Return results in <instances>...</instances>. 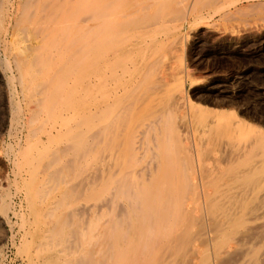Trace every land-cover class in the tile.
Listing matches in <instances>:
<instances>
[{"label": "rangeland", "instance_id": "374dc122", "mask_svg": "<svg viewBox=\"0 0 264 264\" xmlns=\"http://www.w3.org/2000/svg\"><path fill=\"white\" fill-rule=\"evenodd\" d=\"M0 1H2L0 2V264H264V0H114L116 4H112L113 6H110L111 3L109 4L110 1L108 2V0H102L103 2L100 0L94 1L103 3L97 5L98 8L100 7L99 10L97 7H95L97 8L96 10L94 9L96 4L90 6L92 4L90 3L91 0L88 2L89 4H85L86 0ZM106 1L109 6L105 8L107 10L110 9L106 10L107 12L110 11V15L107 13V17L102 16L105 12L104 3ZM42 7H70L69 12L73 11L71 7L77 8V10L79 7H83V12L86 11L84 15L87 17L84 15V17L81 16L83 19L80 17L81 21H83L81 26L74 23L77 28L72 21L78 17L70 18L71 26H74L75 32L80 34L78 36L81 37L82 31H84L82 28H85V32H87L85 35L89 34L88 37H86L87 35L84 37L83 33L82 38L79 39L73 33L74 27L71 30L69 27L66 29L68 37L64 35V31H62V34L60 32L62 38H65H63L64 42L71 44L69 46L70 52L76 57L83 51L82 47V49L79 48L80 52L76 48L85 41L87 42V47H90L91 43L96 41L98 42L97 45L99 42L103 41L101 45L106 42L107 48L110 46L114 48L118 44L116 46L118 48L115 47L113 49H118L116 51L119 52L114 51L117 55L112 51L108 52V49L111 48L106 49L108 56H120V58L119 56L117 58L114 56L116 59L111 56H107V59L104 57L106 54L101 51L103 49L105 51V45L102 46L104 48L100 53L98 52L100 46L97 47V45L94 46L92 44V49L97 50L94 53L96 52L97 56L101 57L102 60L104 57L103 62L99 58V63H95L96 65L91 64L96 61L91 59L95 57L94 53L92 51L89 52V48L88 50L86 49L90 56L93 53L90 62L93 61L88 63L87 59L90 56L85 53L88 56L86 57L84 50V64L96 67V71H92L89 76L90 72L86 69L89 68L91 71L94 67L91 66V69L90 66H84L85 69H83L84 73L82 74L88 73L87 77L84 76L86 82L94 79L96 83V85L94 81L93 83L92 81L86 83L84 91L87 92L86 89H90L88 87L93 86L91 88L93 91L90 89V92L94 93V95L92 96L90 92H85V98H83L85 100L89 99L86 102L84 99H80L77 93H72L75 97V104L70 102L73 96H70L71 99L69 98L68 100L74 106L77 105L75 106L77 109L82 102H86L85 107H88L87 110L85 108L84 115V123L86 125L88 123V132H84L86 134H84L83 141L88 139L90 141V137L86 136H91L92 134L93 138L91 140L92 144L90 142V144H87L88 141L85 142L89 148L83 143V147L86 146L88 150L87 148L85 150L83 147L80 148L85 152H77L75 136L72 139L75 143H70L72 146L75 145L76 153L73 151L74 147L73 149L70 147L71 144L69 145V142V146H63L60 143L62 141V144H64L63 142L67 140H63L65 137L61 139V134L66 135V130L57 134L58 128L56 127L59 125L61 117H57L55 120L54 116L56 117L58 114V109L59 114L62 113L60 110L63 108L64 101L62 100L64 99H59L56 96H59L57 88H55L56 95L54 96L55 91H53L50 96H52L51 98L54 96V98L59 99H56L58 102L61 100L63 105H58V102L55 104L56 100L49 99V97H46L47 93L43 92L46 88L48 91H45L50 94V89L56 87L55 83H53L55 80L48 83L49 85L53 83L54 86L48 87L49 85H46L47 82H42L43 84L41 83V85L40 82L42 80L40 78L37 79L35 74L33 81L30 79L34 77L30 78V74H25L28 70L26 67L29 66L30 71L28 72L32 73L33 76L35 67L31 64H34L37 59H42L40 57L44 58L43 53L42 56L35 51L33 53V50H30L33 47L30 46L29 50L28 46H26L27 49L22 48L24 51L25 49L27 52L29 51L28 53L22 51L23 54L25 53V58L26 54L30 56V59L33 58L32 53L34 54L33 56L37 55V59H33L35 60L33 63L29 61L28 57V60L24 58V63L27 62L25 65H29H24L23 67L20 64L23 55L20 54V51H15L17 47L27 45H23L25 41L22 39L30 40V44L32 40V43H34L37 36L42 34L39 33L42 31H39L40 28L37 30L34 28L40 23L42 25V22L38 20L39 23L34 24V22H37V17H40L39 13H37L38 8L40 13H43L42 11L44 10L43 14L45 16L41 14V17L49 16L47 10ZM111 7L116 9H111ZM35 9L37 14L34 13ZM102 9L104 10L101 11ZM81 10L79 9L78 12L83 13L80 12ZM31 12L33 13L31 14ZM112 12L114 15H112ZM34 14L35 18H33ZM88 16L90 18L99 17L96 18L97 20L92 18L89 22L90 24L88 25H91V30H86L88 26L84 25L87 23ZM49 17L53 20L51 15ZM47 18H43V21L49 22L50 19ZM93 19L96 21L94 22L95 24L91 23ZM101 19L102 21H100ZM98 20L99 22H97ZM106 20L111 21V23L108 24ZM101 22H106L109 26L107 27L105 23L104 25L106 26H100ZM113 22L115 23L113 24ZM96 23L99 24L97 29L95 28ZM94 28L99 32L97 36V31ZM102 29L105 31L103 32ZM10 30L13 34L16 33L15 37L11 35ZM78 31L81 32L79 33ZM89 32L94 36H91ZM70 35L73 38L74 35L75 37L77 36L78 41L76 40L77 37L75 40L70 39ZM59 37L60 35L58 36L57 44L62 47L64 42ZM92 37L95 38L92 40ZM69 39L73 42V47ZM87 39L90 41V45ZM19 41L21 42L18 43ZM85 43L81 46L87 48ZM18 50L21 49L19 48ZM61 52L59 51V53ZM64 53H61L60 56L62 57ZM65 54L63 55L64 57ZM19 55L22 56L19 57ZM60 56L58 55L59 58ZM64 57L60 58V61L58 58L59 64ZM19 58H21L20 61L18 60ZM56 59L57 57L54 60L57 61ZM105 59V63L108 64L104 63ZM102 63L105 66H102V70L104 72L106 70V76L111 81L105 77V73L101 69H99L100 71L98 70ZM9 64L10 66H8ZM98 64L100 65L98 66ZM35 65L37 66V63ZM31 67L32 69L34 68L33 71ZM117 67L120 68L118 69ZM125 67L130 69L131 72L129 74H126L129 71L128 69V71L122 72ZM23 69L25 72H22ZM119 72L121 73L118 74ZM19 73L25 74V76H22L27 79L29 85L31 84L30 81L36 85L38 84L37 88L41 87L43 91L41 88L40 90L43 93L39 94L40 90H37L36 85L25 86L26 83L24 82L25 84H23L22 80L24 79ZM107 73L112 76L110 77ZM122 73H125L124 76L121 75ZM92 74L99 75L101 79L102 77L106 78L102 80L106 84H101V79L96 78V75L93 77ZM27 75H30V79L26 77ZM115 75H117V78ZM119 75L122 77L120 78ZM125 75L127 76L125 77ZM113 77L115 82L113 81L112 83ZM126 78L128 84L126 82L122 84V79L125 80ZM108 83L110 87L114 86L113 88L111 87L113 90L107 85ZM115 83L117 86H115ZM123 85L127 86L124 87ZM24 86L26 90H24ZM100 86L105 88V90L101 89ZM118 86L121 87L119 88ZM34 87L35 89L32 90ZM27 89H31L35 94L38 93L36 94L37 96L34 93L31 94L29 90V96L32 97L30 98L27 95L29 94ZM110 92L112 95L109 94ZM118 92L117 99L116 94ZM122 93H127L128 95L123 94L121 96L120 94ZM43 94L45 97L43 99L45 100L44 102L38 97L43 96ZM86 94L91 95L97 102H95L96 100L92 101V97H87ZM121 97L123 100H121ZM46 98L48 101L52 100L51 102H54L55 106H59L57 109L53 105L51 110L49 106L45 105L49 113L54 111L57 113L56 115L52 113L50 117L52 118L51 121L55 120V122L52 121L54 123L49 121L47 110L45 112L41 107L44 110L41 109L42 112L38 108L40 107L38 106L40 100L43 103L42 106L45 107ZM32 99H39V102ZM98 100H101L100 104ZM68 101L66 100L65 105H67ZM103 101L107 102L104 107ZM116 101L121 104L118 105V103H115ZM93 102L96 104L91 106L90 104ZM97 103L100 106L102 105V109L99 105L96 106L99 109L96 107H94L96 110L92 108ZM110 103L112 104L111 108L114 104L117 105L116 108L113 107L115 108L114 111L110 109L112 114L110 111H106ZM72 104H68V109L74 107ZM121 105H124V111L121 109L123 108ZM129 106H132V109ZM75 107L72 109L77 110ZM65 109L67 108L64 106ZM116 109L118 111L121 109L120 111L124 113L122 114L120 111L119 113L128 117V119L126 118L125 121V118L121 115L122 117L118 116L120 118L117 120L115 117L119 113L115 115L118 112ZM87 111H90V114L92 111L95 119L91 120L93 116H90V114V118L87 117ZM44 112L45 115L46 113L48 114V117L46 115L47 120L43 117ZM99 112L103 114L110 113L108 117H105L107 114L104 116L101 113L102 117L106 118L102 120ZM114 115L115 117H113ZM33 117L34 120L32 119ZM109 117H112L113 121L116 119L114 127L112 126L113 129L117 128L116 130H113L110 126L113 124L111 123L112 121L107 123L114 132L111 129L110 132L106 124L102 125ZM98 119L101 120L97 121ZM85 120L87 121L85 122ZM119 120L125 121V125L122 126L121 124L124 123L123 121L121 123L118 122ZM91 121L94 122V126ZM96 122L98 123L96 124ZM116 123H118L117 126ZM52 124L56 126L54 127ZM74 124L76 125L75 122L72 125L74 126ZM119 124L120 127H123L122 129L119 128ZM51 125L54 129H49V133L50 131L52 132L49 134L48 128ZM126 125H129V127ZM76 126H74L75 129L77 128ZM91 126L95 128H91ZM139 126L143 127L140 128ZM101 128L106 129V131L108 129L109 132L107 131L106 134V131H102L103 129ZM70 130L76 133V130L71 128ZM94 130L99 137H101L102 132H105V134L102 133L101 138L103 140L97 136ZM120 131L121 133L123 132L124 136H121V133L118 134ZM128 132L130 135L132 134L131 138ZM109 133L111 134L109 135ZM136 133L138 136L135 135ZM48 134L50 135L49 140ZM70 134H67L66 138H70L69 140L71 141ZM95 134L100 142L95 139ZM51 135H54L52 139ZM114 135L120 136L114 137ZM109 136L111 137L107 138ZM134 136H136L135 139H138H134V142L139 141L140 146L136 145L138 142H135V144L131 143ZM55 137L59 139L58 146H55L57 142L54 139ZM36 139L41 141L35 144L37 142ZM165 139L169 141H167L169 145L167 142L165 144ZM33 140L35 141L33 142ZM93 140H96L97 144H93ZM110 140L113 144H111ZM124 140L126 141L125 145L122 142ZM40 142L41 144L45 143L41 145L39 144ZM103 142L106 144H104L105 147L101 146ZM27 143H30L32 148L34 147L32 152L31 145ZM90 145H93L95 149L93 148L91 151L93 146L90 147ZM127 145L133 150L136 149V151L132 150L131 152ZM164 145L166 146L165 150L171 151L170 155L165 150L163 151ZM167 145L171 150H168ZM62 146L63 150L61 149ZM137 146L140 149H137ZM25 148L26 150L27 148L31 149L25 152ZM68 148L70 151H68ZM88 151L91 152L87 154L86 152ZM172 153L175 154L173 155ZM111 154L112 157L115 155L116 159L113 158V161L117 162V165H119L118 162L123 163L122 166L120 165L122 168L120 166L116 168V165H112ZM82 155L86 158L80 159L83 157ZM165 155H169L167 156L168 159ZM87 158L89 161L86 160ZM170 160L172 162L173 160L176 161L173 163L175 167L173 164L167 165ZM78 161L80 163L84 162L83 165L82 163L80 165ZM171 161L170 163H172ZM72 162L75 165L77 164L75 168ZM165 166L166 168L170 166L173 168L166 169ZM71 167L73 170H71ZM130 167L134 171L130 170ZM125 168H127L128 172H126ZM163 168L165 169L163 170ZM119 169L122 171L125 169L126 171L121 172ZM76 171L79 172L77 173ZM163 171L169 172L165 174ZM55 173L58 174L53 175ZM111 173H113V178ZM126 173H130L127 178L125 177L127 176ZM104 175H111V177L107 176V180L110 177L111 180H109L110 182L113 180V184H120L121 182L119 181L123 180L122 183H125L133 190L135 189V191L138 190L136 191L138 193L131 191V189H127L130 192L125 193L123 189L127 187L125 188L121 183L120 187L122 189H120L124 191V198H121L123 197L122 192L119 195L122 196H117L118 199L114 200L113 198H117L113 195L114 190L111 188L114 185H110L112 182H107ZM120 175H122V178ZM31 176L32 179L29 181ZM52 176H56L55 179H52ZM65 177L67 178L65 179ZM124 177L126 180L130 177L131 180L129 179V182L131 183L132 181L133 185L127 184L128 181L124 180ZM167 177L168 179H166ZM116 178L118 182L115 181ZM163 180L166 182H163ZM28 181L30 186L26 185ZM104 182H106L105 185L110 183L109 186L111 187L107 185L110 191L103 190ZM162 182L165 185L164 188L163 185L161 186ZM90 184L93 187H90ZM149 184L151 188L147 186ZM49 185L51 186L49 187ZM94 186H96L95 189ZM115 186L117 187V185ZM135 186H139L141 192L137 189L139 187L136 188ZM155 186L159 189V192L154 189ZM158 186L162 188H158ZM118 187L115 189L116 194ZM143 187L145 190H143ZM65 188H67V191ZM82 190L85 191L82 192ZM67 192H70V195ZM108 192H111V194ZM134 193L139 197L130 198V194L133 195ZM125 195L129 198L127 201H125L127 198ZM99 197L101 198L99 199ZM167 197L169 198L168 200H166ZM112 200L115 202H112Z\"/></svg>", "mask_w": 264, "mask_h": 264}, {"label": "bare ground", "instance_id": "6f19581e", "mask_svg": "<svg viewBox=\"0 0 264 264\" xmlns=\"http://www.w3.org/2000/svg\"><path fill=\"white\" fill-rule=\"evenodd\" d=\"M80 1H82V0H80ZM83 1H84V0H83ZM94 1H97V0H91V2H90V0H86V3H85V4H87L88 2L92 3V4H90V6H94V4H96V6H94V9H95V10L98 8V7H97L98 4H103V3H98L99 1H98V2H94ZM100 1L103 2L102 0H100ZM109 1H110V2H109ZM113 1H114V0H108L109 4L111 3L110 6H113L112 4H116V1H114L115 3H114ZM0 2H2V1H0ZM105 3H106L107 5H106ZM105 3H104V9H105V10L102 9L101 11L104 10L106 13L104 12L105 15H104V13H103L102 16H106L107 13L110 15V13H109L110 11L107 12V11L110 10V9L107 10V8H105V7L109 6V5H108L107 1H106ZM81 4H83V3L81 2ZM88 4H89V3H88ZM0 5H1V4H0ZM83 5H84V4H83ZM141 5H142V4H141ZM99 6H100V5H99ZM115 6H116V5H115ZM95 7H97V8H95ZM145 7H146V6H145ZM4 8H5V7H4ZM42 8H44V9L47 10V13L49 14V16L51 15V18H53V20H51L49 16H46V17H48L47 19H50V21H49V22H46L45 20L43 21V18H46V17H41V14H42V16H43V15L45 16V14H43V13H44V10L42 11L43 13H40V9H39V8H38V9L36 8L38 12H37L36 9H35L34 13H35V12L39 13L38 15L41 17V18H40V17H37L36 21H37V20H38V21H41V22H42V25H40L41 23L38 24V23H39L38 21H37V22H34L35 20L32 21V22H34V24H38V25L40 26V27H39L38 25H36V26H38V27L35 26L34 28H36L35 30H37L38 28H40L39 31H40V30H42V31H40L39 33H40V34L42 33V34L39 35L40 37L37 36V38L34 40V43H32V42H33V40H32V41L30 42V44H29V41H30V40H27V41H26V38H25V39H22L23 41L26 42V43L24 42L23 45H24V44H27V45H25V46H19V45H21V44H19V45H18L19 47H17V50H15V51H20V54L23 55V59L21 60V62H23V63H24L25 60H28V59H29L30 62L33 63V62H35V60H33V59H37V57H36L37 55L33 56V55H34L33 53L36 52V53L39 54L40 56H42V53H43L44 58H43V57H40V58H42V59H44V60L42 61V59H39L40 62L38 63L39 60L37 59L36 62H35V63H37V66L35 65V63H34V64H31V63H30L32 66L34 65L33 67H35V70H34V71H33L34 68L32 69V67H31V70L34 72V73H33V76H32V73H29V72H28V71H30L29 66L26 67V69L28 68V70L26 71L25 74H30V75H31V76H30V75H27L26 77L29 78V76H30V78H31V77H34V74H35V77L37 76V77H36L37 79L40 78V79L42 80V81H41V80L39 79L41 82H40V81H38V82H40V84H41L42 82H47L46 85H49L48 83H51L52 80H55V81L57 82V83H56L55 81H53V83H55L54 85H55L56 87H53V89L51 88L52 90L50 89V94H49V92H47L48 90L45 88L46 85H44V86H45V87H44L45 89L43 88V89H44V91H43L41 87L38 86L39 88H37V85H38V84L36 85L35 83L32 82L33 79H35V77H34V78H31V79L29 78L30 80H32V81H30L31 84L36 85L37 90H40V88H41V90H42L43 92H45V93L48 94V96H47V94H46V97H49V99L52 97V96H50V95L53 94V91L56 90L55 88H57V90H58L57 92L59 93V96H60V97H59L58 95H56V93H57L56 91L54 92V93H55L54 96L56 95L59 99H62V98H63L64 100H62V101H64V102H63L64 105L61 103V100L58 102L57 100H59V99L54 98V96H53L54 99H53V98H51V99H52L53 101L57 99V100L55 101V104H56V102H58V105H61V104L63 105V108H62L63 110L60 108V109L62 110V111L60 110V112H62V113H60L61 116H60V114H59V112H58V111H59V109H58L59 106H55V105L53 104L54 102H53V103L51 102L52 100H49V101H48V99L46 98V99H47L46 102H48L49 105H48V103L46 104V102H45V103H44V106L47 105V106H49L50 109H51V106L54 105V107H57V109H58V111H57L58 114L55 113V111L52 112V113L55 114V115H56V114L59 115V116L56 115V117L53 115L55 120H56L57 117H59V118L61 117V118H60L61 120H60V122L58 123L59 125H58L57 123H55L56 125H58V126L56 127V128H58L57 131H56L57 134H58L59 132H62L63 130H64L63 132H65V130H66V132H65L66 135H67V134H70V133H71V134L74 133L75 131L72 132L73 130H70V131H69L70 128L76 130V133H74L75 135L72 134V135H73V136H72V135L70 134V136H71V141L69 140L70 138H69V139L66 138V135H64L63 133L61 134L62 137L59 135V136L61 137V139H62L63 137H65V139L63 138L64 141H65L66 139L68 140V141L66 140V142H63L64 144H62V141H61V139H60V141H61V142H60L61 145H63V146H64V145H68V142H69V145L71 144L70 142H72V144H74L75 142H74L72 139H74V136H75V137H76L75 140H77V142L75 143V145H76V150H77V152H79V151L82 152L83 150L80 149V148L83 147V143H85V142H87V141L89 140V139H88L87 141H85V140L83 141V139H84V138H83V137H84V134H86V133H84V132H85V131L88 132V130H87L88 123H87V125L84 123V115H85V108H86V107H85V104H86V102H87L86 100L89 101V99H86V100L84 99V98H85V97H84V96H85L84 93L86 92V91H84V90H85V88H86V83H90L91 81H92V83H93V81H94V84L96 85L94 79H93V80L91 79V81L86 82V78H84V76H86L88 73H87V74H84V75L82 74V73H84V72H83V69H85L84 66H85V67H89V66H90V64H89V66H86V63L84 64V58H85V56H86L87 54L90 56V53H87L88 51L86 52V49L88 50V48H89V52L92 51L93 53H94V51H97V50H95L94 48H93V49H94V50H93V49H92V46H93V45H94V46L97 45L98 42H97L96 40H94V41H96V42L94 43V42L92 41L93 43H91V45H90L89 42L91 41V39L93 40V38H95V37H92L91 39L89 38L90 41H89L88 39H87V40H88V43H89L90 47H87V45H86L87 42H86L85 40H83V41L86 42V43H85V42H84V43H85V45H86L87 48H84V46H81V45L84 44V43L80 44L79 47H77V48L75 47L76 50H78V51H79V48H81V47L83 48V49L81 48L83 51H81V52L79 51L80 53H79L78 56L76 57L74 54H72V53L70 52L69 46H70L71 44H69V43H65V42H64V39H65V38L63 37V38H64V39H63L62 36H61V34L63 33L62 31H64V35H65L66 37H68V36L66 35V34H67V30H66V29H67L68 27H69V29L71 30V28L74 27V26L77 28L76 25H78V24H80V26H81V24H82L81 22H83V21H81V19H83V17L85 16L84 13H85L86 11L83 12V11H84V10H83V7H81V8L79 7L78 10H77V8L74 9V8L71 7V9H73L74 12H73L72 10H71V12H69L70 7H50V8L47 7L48 9H47L46 7H42ZM84 8H85V7H84ZM89 8H90V7H89ZM99 8H100V7H99ZM99 8H98V10H99ZM101 8H102V7H101ZM113 8H115V7H111V9H113ZM141 8H142V7H141ZM29 9H30V8H29ZM29 9H28V10H29ZM33 9H34V8H33ZM79 9H82L80 12H83V13H79V12H78ZM115 9H116V8H115ZM134 9H135V8H134ZM85 10H86V8H85ZM106 10H107V11H106ZM2 11H3V10H2ZM23 11H24V10H23ZM30 11H32V10H30ZM76 11H77V12H76ZM92 11H93V10H92ZM111 11H112V10H111ZM72 12H73V13H72ZM75 12H76V13H75ZM94 12H95V11H94ZM97 12H98V11H97ZM114 12H116V11H114ZM117 12H118V11H117ZM119 12H120V11H119ZM14 13H15V12H14ZM22 13H23V12H22ZM32 13H33V12H31V14H32ZM37 13H35V14H37ZM78 13L80 14V16H78V15H79ZM98 13H100V12H98ZM27 14H28V13H27ZM35 14L33 15V18L36 17ZM72 14H74V15H72ZM76 14H77V15H76ZM86 14H87V13H86ZM19 15H20V13H19ZM22 15H23V14H22ZM83 15H84V16H83ZM99 15H101V14H99ZM109 15H108V17H110ZM112 15H114L113 12H112ZM112 15H111V17H112ZM119 15H121V14H119ZM4 16H5V15H4ZM52 16H53V17H52ZM81 16H83V17H81ZM30 17H32V16H30ZM70 17H74V18L78 17V18H79V20H78V18H77L76 20H73L74 18L72 19V20H73V21H72L73 24L76 23V25L74 24V26H71L72 23H71V18H70ZM80 17H81V19H80ZM85 17H87V16H85ZM97 17H98V16H97ZM97 17H96V18H97ZM106 17H107V16H106ZM18 18H19V16H18ZM92 18H95V17H92ZM92 18H90L89 16H88V19L86 18V19H87V21H86L87 23L84 24L86 27L88 26V29H86V30H91V29H92V28L90 27L91 25H88V24H90L89 22L91 21ZM96 18H95V19H96ZM98 18H99V17H98ZM101 18H102V17H101ZM39 19H40V20H39ZM86 19H85V20H86ZM104 19H105V18H104ZM13 20H14V19H13ZM22 20H23V19H22ZM77 20H78V21H77ZM88 20H89V21H88ZM96 20H97V19H96ZM110 20H111V19H110ZM47 21H48V20H47ZM76 21H77V22H76ZM100 21H102V19H101ZM106 21H107V20H106ZM111 21H112V20H111ZM111 21H110V22L107 21L108 24H110ZM43 22H44V23H43ZM45 22H46V23H45ZM94 22H96V21L93 19V21H92L91 23H92V24H95ZM97 22H99V20H98ZM101 23H102V22H101ZM104 23L106 24V22H104ZM104 23L100 24V26L104 25ZM114 23H115V22H113V24H114ZM131 23H132V22H131ZM20 24L22 25V23H20ZM113 24H112V25H113ZM97 25H99V24L96 23V25H95V28H96V29H97V27H98ZM106 25H107V24H106ZM106 25H104V26H106ZM123 25H124V24H123ZM25 26H26V25H25ZM41 26H42V27H41ZM93 26H94V25H93ZM100 26H99V27H100ZM108 26H109V25H107V27H108ZM124 26H125V25H124ZM11 27H12V25H11ZM26 27H27V26H26ZM75 27L73 28L74 31H73V30H72V31H73V33H75V35L78 36V35H80V34H78L77 32H75V31H76V30H75ZM83 27H84V26H83ZM116 27H117V26H116ZM21 28H22V27H21ZM24 28H25V27H24ZM32 28H33V27H32ZM95 28H94V29H95ZM119 28H120V27H119ZM96 29H95V30H96ZM13 30H14V29H13ZM65 30H66V31H65ZM70 30H69V33H70ZM78 30H79V28H78ZM82 30H84V31H82V32L84 33V37H85L86 35H87L86 37H88L89 34H86V35H85V33H87V32H85V28H82ZM10 31H11V30H10ZM22 31H24V30L22 29ZM25 31H26V30H25ZM96 31H97V32H96V36H97V33L99 34V32H98V30H96ZM99 31H100V33H101V29H100ZM102 31H103V29H102ZM104 31H105V30H104ZM104 31H103V32H104ZM60 32H61V34H60ZM65 32H66V33H65ZM78 32H79V31H78ZM80 32H81V31H80ZM80 32H79V33H80ZM92 32H93V31H92ZM111 32H112V31H111ZM28 33H29V32H28ZM36 33H37V32H36ZM36 33H35V34H36ZM76 33H77V34H76ZM83 33H81V37L78 36L79 39L82 38V36H83L82 34H83ZM89 33H90L91 36H94V35L91 34V32H89ZM26 34H27V33H26ZM33 34H34V32H33ZM37 34H38V33H37ZM113 34H114V33H113ZM11 35H13V37H15L16 33L13 34V32L11 31ZM59 35H60V37L62 38V39H60V40H62V41L64 42V45H63L62 47L58 46V44H57V40H58V36H59ZM75 35H74V38L72 37L73 34H72V36L70 35V36H71L70 39L72 38V39L75 40V38L77 37V36L75 37ZM102 35H103V34H102ZM107 35H108V34H107ZM33 37H34V36H33ZM38 37H39V38H38ZM60 37H59V38H60ZM78 37L76 38L77 41H78ZM99 37L101 38V36H99ZM3 38H4V37H3ZM11 38H12V37H11ZM18 38H19V37H18ZM97 38H98V37H97ZM100 38H98V39H100ZM27 39H28V38H27ZM66 39H67V38H66ZM70 39H69V41H70ZM101 39H103V38H101ZM23 41H22V42H23ZM81 41H82V39H81ZM20 42H21V41H19L18 43H20ZM27 42H28V43H27ZM70 42H71V41H70ZM102 42H103V41H102ZM102 42H99V44L97 45V47L100 46V49L98 50V52H100V51L104 48V47H102V46L105 45V51H103V50H104V49H103L101 52H103V54H106V49L111 48V46L107 48V46H106L107 43L104 42L105 44H104V45H101ZM71 43H72V47H73V42H71ZM75 43H76V42H75ZM120 43H121V42H120ZM31 44H33V46H31ZM77 44H78V43H77ZM92 44H93V45H92ZM109 44H112V43H109ZM134 44H135V43H134ZM59 45H60V44H59ZM61 45H62V44H61ZM75 45H76V44H75ZM89 45H88V46H89ZM113 45H115V43H113ZM117 45H118V44H116V46H117ZM26 46H28V50H29V46H30V47H33V48L30 49L31 51L33 50V53L31 52L33 58H31V59H30V56H29V55L27 56V54H26V58H25V53L27 52V50H26L27 47H26ZM116 46H115V47H116ZM64 47H65V48H64ZM115 47H114V48H115ZM15 48H16V47H15ZM15 48H14V49H15ZM19 48H20L21 50H18ZM22 48H26L25 51H24ZM75 48H74V49H75ZM95 48H96V47H95ZM114 48L108 49V50H109L108 52H110V51H112L113 53H114V51H115V52H119V51H116V50H118V49L113 50ZM116 48H118V47H116ZM130 48H131V47H130ZM90 49H91V50H90ZM96 49H98V48H96ZM9 50H10V49H9ZM12 50H13V49H12ZM61 50H62V52H61ZM84 50H85V52H84ZM22 51L25 52V53L23 54ZM34 51H35V52H34ZM59 51H60L61 53H64V52L66 53V54L64 53V54H65V57L63 56L64 54L62 55V57H64V58H63V60H62V62H61L60 64H59V62H58V58H59L58 55L60 56V54H61V53H59ZM28 52H29V51H28ZM28 52H27V53H28ZM83 52H84V54H85V53H87V54H85V56H84ZM92 52H91V53H92ZM101 52H100V53H101ZM17 53H19V52H17ZM17 53H16V54H17ZM40 53H41V54H40ZM93 53H92V54H93ZM71 54H72V55H71ZM92 54H91V56H92ZM107 54H108V53H107ZM107 54L104 56V57H106V59H107L108 57H110V56L113 58L115 55H117L116 53H114L115 55H110V56H108ZM22 55H19V57L22 56ZM46 55H47V56H46ZM73 55H74V56H73ZM93 55H95L96 58H95V57H94V58H93V57L91 58V56H90L89 59H87V60L89 61L88 63H91L94 59H95L96 61H98V60H100V59L102 60L101 57H98V56H97V53H96V52H95ZM99 55H100V54H99ZM14 56H16V55L14 54ZM102 56H103V55H102ZM107 56H108V57H107ZM118 56H119V55H118ZM118 56H115V57L117 58ZM27 57H28V59H27ZM38 57H39V56H38ZM56 57H57V59H56L57 61L54 60ZM62 57L60 56V58H62ZM86 57H88V56H86ZM104 57H103V60H104ZM115 57H114V58H115ZM14 58H15V57H14ZM17 58H18V57H17ZM24 58H25V60H24ZM60 58H59V61H60ZM90 58L93 59L91 62H90ZM99 58H100V59H99ZM114 58H113V59H114ZM116 58H115V59H116ZM119 58H120V56H119ZM12 59H13V58H12ZM12 59H11V60H12ZM20 59H21V58H19L18 60L20 61ZM106 59H105L104 63L106 62ZM110 59H111V58H110ZM13 60H14V59H13ZM23 60H24V61H23ZM85 60H86V59H85ZM103 60H102V62H103ZM117 60H118V59H117ZM19 61H17V62H19ZM96 61H95V62L93 61L91 64H95V63L97 64V63H99V61H98V62H96ZM108 61H109V60H108ZM4 62H5V61H4ZM21 62H20V64L23 65V67H24L25 63H27V62H25V63L23 64V63H21ZM114 62H115V61H114ZM28 63H29V62H28ZM109 63H110V62H109ZM20 64H19V65H20ZM38 64H39V65H38ZM96 64H95V65H96ZM105 64H108V63H105ZM112 64H113V63H112ZM114 64H115V63H114ZM5 65H6V63H5ZM15 65H16V64H15ZM21 65H20V66H21ZM26 65H29V64H26ZM26 65H25V66H26ZM99 65H100V64H98V66H99ZM103 65H104V64L102 63V65L100 66V68L98 67V70L101 69V71L104 72V70H102V69H103V67H105V66H103ZM110 65H111V63H110ZM119 65H120V64H119ZM8 66H10V64H9ZM20 66H18V67H20ZM91 66H92V65H91ZM91 66H90V68L92 69V67H94V66H92V67H91ZM102 66H103V67H102ZM108 66H109V65H108ZM115 66H116V65H115ZM120 66H121V65H120ZM23 67H20V68H23ZM112 67H114V66H112ZM9 68H10V67H9ZM20 68H19V69H20ZM37 68H38V69H37ZM95 68H96V67H94L93 70H91V71H90L89 68L86 69L88 72H90V74H88L89 76L91 75V72H92V71H94V72L96 71ZM109 68H110V67H109ZM115 68H116V67H115ZM115 68H114V69H115ZM117 68L119 69L120 67H117ZM16 69H17V68H16ZM19 69H18V70H19ZM24 69H25V68H24ZM24 69H23V70H24ZM26 69H25V70H26ZM105 69H107V68H105ZM114 69H113V70H114ZM122 69H123V68H122ZM127 69H128V67H127V68L125 67L124 71H122V72H125V71H128V70H129L128 73H126V74H129V72H131V71H130V69H128V70H127ZM8 70H9V69H8ZM23 70H22V72H25V70H24V71H23ZM36 70H37V71H36ZM108 70H109V69H108ZM111 70H112V69H111ZM10 71H11V70H10ZM84 71H85V70H84ZM99 71H100V70H99ZM99 71H98V72H99ZM119 71H120V70H119ZM142 71H143V70H142ZM85 72H86V71H85ZM102 72H101V73H102ZM109 72L111 73L110 70H109ZM109 72H108V73H109ZM112 72H113V71H112ZM115 72H116V71H115ZM77 73H78V74H77ZM96 73H97V72H96ZM104 73H105V77L108 78V76H106V70H105ZM108 73H107V74H108ZM120 73H121V72H119L118 74H120ZM17 74H18V73H17ZM19 74H20V73H19ZM25 74L23 75V73H22V74H20V75H21L22 79H24V80L27 81V79L23 78V76H25ZM98 74H99V73H98ZM112 74H113V73H112ZM116 74H117V72H116ZM124 74H125V73H124ZM124 74L122 73L121 75L124 76ZM22 75H23V76H22ZM92 75H93V74H92ZM94 75L97 76V74H94ZM94 75H93V77H94ZM103 75H104V74H103ZM103 75H102V76H103ZM108 75H110V74H108ZM113 75H114V74H113ZM136 75H137V74H136ZM12 76H13V75H12ZM96 76H95V77H96ZM100 76H101V74H100ZM111 76H112V75H110V77H111ZM116 76H117V75H115V77H116ZM119 76H120V75H119ZM122 76H120V78H121ZM126 76H127V75H125V77H126ZM86 77H87V76H86ZM91 77H92V76H91ZM93 77H92V78H93ZM9 78H10V77H9ZM89 78H90V77H89ZM89 78H88V79H89ZM96 78H100V79H101V77H99V75H98ZM96 78H95V79H96ZM106 78H105V79H106ZM116 78H117V77H116ZM103 79H104V78L102 77L101 82H102ZM105 79H104V80H105ZM108 79H109V78H108ZM113 79H114V77L112 78V83H113V81L115 82V80H113ZM130 79H132V78H130ZM11 80H12V79H11ZM24 80H22V81H23V84L26 83L25 86H26V85H28V86L31 85V84L29 85L28 81L26 82V81H24ZM97 80H98V79H97ZM109 80L111 81V79H109ZM125 80H126V81H125ZM125 80L122 79V81H121V80H120V81L122 82V84H124L125 82L127 83V78H126ZM98 81L100 82V80H98ZM117 81H118V80H117ZM117 81H116V82H117ZM123 81H124V82H123ZM24 82H25V83H24ZM99 82H97V83H99ZM107 82H108V81H107ZM132 82H133V81H132ZM36 83H37V82H36ZM53 83L50 84L48 87H50L51 85H53ZM92 83H91V85H92ZM109 83H110V82H109ZM109 83H108L107 85L110 87V84H109ZM42 84H43V83H42ZM42 84H41V85H42ZM101 84L105 85L106 83H105V82H104V83L102 82ZM115 84H116V83H115ZM115 84H114V85H115ZM117 84H118V82H117ZM117 84H116L115 86H117ZM127 84H128V83H127ZM33 85H32V86H33ZM54 85H53V86H54ZM87 85H88V84H87ZM95 85H94V86H95ZM119 85H120V83H119ZM14 86H15V85H14ZM25 86H24L23 88H25ZM28 86H27V87H28ZM32 86H31V87H32ZM108 86H106V87H108ZM123 86L125 87V86H127V85H123ZM123 86H122V88H123V90H124V87H123ZM51 87H52V86H51ZM87 87H88V86H87ZM109 87H108L107 89H109ZM111 87H112V86H111ZM111 87H110V88H111ZM113 87H114V86H113ZM113 87H112V88H113ZM118 87H119V86H118ZM120 87H121V86H120ZM120 87H119V88H120ZM28 88H29V87H28ZM88 88L91 89V88H93V86L88 87ZM100 88H101V86H100ZM102 88H103V87H102ZM102 88H101V89H102ZM112 88H111V89H112ZM34 89H35V87H34L32 90H34ZM90 89H86L87 92H90ZM111 89H110V90H111ZM126 89H127V88H126ZM14 90H15V89H14ZM24 90H26V88H25ZM29 90H30V93H31V94L34 93V92H32L31 89H29ZM29 90L27 89L28 93H29ZM37 90H36V91H37ZM41 90H40V93H39V94H42V93H43V92H41ZM45 90H47V91H45ZM88 90H89V91H88ZM94 90H95V88H94ZM96 90H97V89H96ZM103 90H105V88H103ZM103 90H102V91H103ZM112 90H113V89H112ZM120 90H121V89H120ZM91 91H93V90L91 89ZM114 91L116 92V90H114ZM118 91H119V90H118ZM3 92H4V91H3ZM87 92H86V93H87ZM99 92H100V89H99ZM132 92H133V91H132ZM30 93L27 94V95L29 96ZM72 93H74V94L77 93V95H78V97H79L80 99H82V100L84 99V101H86V102H82V103H81L80 100H78V101L81 103L80 105H78V106H79L78 109H77V107H75V106H77V105L74 106V104H75L74 102H76V101L74 100L75 97H74V95H73ZM90 93H91V92H90ZM116 93H117V92H116ZM36 94H38V93H36ZM36 94L34 93V95H36ZM69 94H72V95H69ZM96 94H97V92H96ZM109 94L112 95L111 92H110ZM114 94H115V93H114ZM123 94H124V93H122V94H120V95L122 96ZM125 94H126V96L128 95L127 93H125ZM125 94H124V95H125ZM12 95H13V94H12ZM77 95H76V97H77ZM91 95L93 96L94 93H91ZM91 95H89V94L87 95V94H86L87 97H88V96L90 97ZM107 95H108V94H107ZM117 95H119V92H118V94H116V98L118 99V96H117ZM36 96H37V95H36ZM36 96H34V97H36ZM41 96H42V95H41ZM41 96H38V97H39V99H41V100L44 102V101H45V100H43V99H45L44 94H43L42 97H41ZM70 96H73V97H74V98L72 97V100H73V101H72V100L70 101V102H72V103H74V104H72V103H70V102L68 101L69 98L71 99ZM92 96H91V97H92ZM29 97L32 98L31 96H29ZM43 97H44V98H43ZM65 97H66V98H65ZM83 97H84V98H83ZM91 97H90V98H91ZM95 97H98V96H95ZM109 97H110V95H109ZM109 97H108V99H109ZM111 97H114V96H111ZM123 97H124V96H123ZM128 97H129V96H128ZM30 98H29V99H30ZM99 98H100V97H99ZM99 98H98V99H99ZM114 98H115V97H114ZM39 99H38V100H39ZM105 99H106V98H105ZM105 99H104V100H105ZM108 99H107V100H108ZM119 99H120V98H119ZM32 100H34V99H32ZM38 100H34V101L37 102ZM41 100H40V102L38 101V102L40 103V104L38 103V106H40V107H38V108H40V111H42V110L44 109L45 112H46L47 108H46V106H45V107L42 106L43 103H41ZM66 100L68 101L67 105H65ZM76 100H77V98H76ZM95 100H96V99H95ZM95 100H94L93 97H92V101H95ZM113 100H114V99H113ZM113 100H111V101L113 102ZM121 100H123L122 97H121ZM30 101H31V100H30ZM100 101H101V100H98V103H99V104H100ZM105 101H106V100H105ZM105 101H103L104 103L101 102V103H103V107L105 106L104 104L107 103V102H105ZM114 101H115V100H114ZM125 101H126V100H125ZM79 102H78V104H79ZM95 102H97V100H96ZM95 102L91 103L90 105L92 106L93 104H96ZM112 102H111V103H112ZM27 103H28V102H27ZM98 103H97V105L93 106L92 108L98 106V105H99ZM111 103L109 104V108H106V111H107V112L110 111V109L114 111L115 108H116V106H117L116 104H114L113 107H115V108L112 107V108H113V109H112L111 106H112L113 103H112V104H111ZM115 103H118V101H116ZM122 103H123V102H122ZM68 104H72V106H74L75 109H77V110H73L72 108H74V107L68 109ZM119 104H121V103H118V105H119ZM124 104H125V103H124ZM126 104H127V102H126ZM32 105H33V102H32ZM87 105L89 106V104H87ZM128 105H129V103H128ZM36 106H37V105H36ZM64 106H65V108H67V109L64 110ZM99 106H100V105H99ZM123 106H124V105H123ZM123 106L121 105V107H123ZM125 106H127V105H125ZM41 107H42L43 109H42ZM49 107H48V108H49ZM54 107H52V108H54ZM101 107H102V105L100 106V108H101ZM121 107H120V108H121ZM129 107H130V106H129ZM131 107H132V106H131ZM131 107H130V109H132ZM92 108H91V109H92ZM96 108L99 109V107H96ZM126 108H127V107H126ZM34 109H35V108H34ZM34 109H33V110H34ZM41 109H42V110H41ZM87 109H88V107L86 108V110H87ZM94 109H95V108H94ZM98 109H97V112H98ZM101 109H102V108H101ZM107 109H109V110H107ZM121 109L124 111V107L121 108ZM121 109H119V111H120ZM127 109H128V108H127ZM37 110H38V109H37ZM44 110H43V111H44ZM51 110H52V109H51ZM54 110H55V108H54ZM95 110H96V109H95ZM95 110H94V111H95ZM116 110L118 111V109H116ZM128 110H129V109H128ZM128 110H127V111H128ZM31 111H32V110H31ZM43 111H42V112H43ZM106 111H105V112H106ZM119 111L116 112L115 115H117V114L119 113ZM133 111H134V110H133ZM136 111H137V110H136ZM153 111H154V110H153ZM33 112H34V111H33ZM33 112H32V113H33ZM42 112H41V113H42ZM45 112H44V116H43V117L46 118V115H47V117H48V114H47V113H49V111L47 110L46 115H45ZM87 112H88V116H87V115H86V116L89 117L90 111H87ZM110 112H111V114H112V111H110ZM110 112H109V113H110ZM120 112H121L122 114L124 113V112H122V111H120ZM52 113H51V112L49 113V117H48L49 121H51V119H52V118H50L51 115H52ZM95 113H96V111H95ZM99 113H100V112H99ZM101 113H102V112H101ZM101 113L99 114V116L101 115V117H102L103 115L105 116V115L107 114V113H106V114H103V113H102V114H103V115H102ZM109 113H108L107 116H105V117H108ZM121 113H119V115H117V117H118V116H121V115H122ZM160 113H161V112H160ZM160 113H159V114H160ZM35 114H36V112H35ZM91 114H92V111H91ZM91 114H90V116H93V117L91 118V120H93V118H94V114H92V115H91ZM127 114H128V113H127ZM96 115H97V114H96ZM115 115H114L113 117H115ZM41 116H42V115H41ZM110 116H111V115H110ZM122 116L125 118V121H126V118L128 119V117H126V116H124V115H122ZM122 116H121V117H122ZM31 117H32V116H31ZM36 117H37V116H36ZM117 117H115V118L118 120L120 117H118V118H117ZM155 117H156V116H155ZM89 118H90V117H89ZM110 118H111V120H110ZM115 118H114V119H115ZM153 118H154V117H153ZM167 118H168V117H167ZM29 119H30V118H29ZM32 119L34 120V117H33ZM32 119H31V121H33ZM94 119H95V118H94ZM103 119H104V117H102V120H103ZM105 119H106V118H105ZM105 119H104V120H105ZM107 119H108V120H107L104 124H102V123H103V122H102V123H100V125H101V124H102V125H105V124H106L107 127H109V126H108L109 124H107V123H109L110 121H112L111 123H113V124L110 125V126L112 127V126L114 125V121H116V119H115L114 121L112 120V117H109V118H107ZM130 119H131V118H130ZM156 119H157V118H156ZM165 119H166V118H165ZM46 120H47V118H46ZM55 120H52V121L55 122ZM100 120H101V119H98L97 121H100ZM169 120H170V119H169ZM40 121H41V120H40ZM52 121H51V122H52ZM86 121H87V120H85V122H86ZM122 121H123V120H122ZM122 121L119 120L118 122L121 123ZM125 121H123L124 124H121L122 126L125 125ZM139 121H140V120H139ZM51 122H50V124H51ZM54 122H52V123H54ZM56 122H57V121H56ZM73 122H75L76 125H77V126H76V125L74 124V126L77 127L76 129H75L74 126L72 125ZM91 122H93V121H91ZM153 122H154V121H153ZM156 122H157V121H156ZM26 123H27V122H26ZM89 123H90V122H89ZM97 123H98V122H96V124H97ZM165 123H166V122H165ZM40 124H41V123H40ZM50 124H49V125H50ZM93 124H94V122L92 123V125H93ZM117 124H118V123H116V126H117ZM161 124H162V122H161ZM52 125H53V124H52ZM52 125L50 126V128H48V133H49V129H50V130H51V128L54 129V128H53L54 125H53V126H52ZM56 125H55V126H56ZM71 125H72L73 128L71 127ZM102 125H101V126H102ZM146 125H147V124H146ZM41 126H42V125H41ZM44 126H45V125H44ZM55 126H54V127H55ZM93 126H94V125H93ZM93 126H91V128H95V127H93ZM126 126H127V125H126ZM130 126H131V125H130ZM147 126H148V125H147ZM162 126H163V124H162ZM42 127H43V126H42ZM96 127H97V126H96ZM102 127H103V126H102ZM107 127H106V128H107ZM113 127H114V126H113ZM113 127H112V129H113ZM124 127H125V126H124ZM127 127H129V125H128ZM127 127H126V128H127ZM139 127H140V126H139ZM141 127H143V126H141ZM141 127H140V128H141ZM97 128H98V127H97ZM103 128H105V127H103ZM103 128H101V129H103ZM119 128L122 129L123 127H120V124H119ZM119 128H118V129H119ZM149 128H150V125H149ZM33 129H34V128H33ZM36 129H37V128H36ZM89 129H90V128H89ZM98 129H99V128H98ZM110 129H111V128L109 127V130H110ZM112 129H111V130H112ZM114 129L116 130L117 128H114ZM114 129H113V130H114ZM121 129H120V130H121ZM124 129H125V128H124ZM131 129H132V128H131ZM133 129H134V128H133ZM166 129H167V128H166ZM222 129H223V128H222ZM95 130H96V129H95ZM95 130H94V131H95ZM104 130L106 131V129H103L102 131H104ZM111 130H110V132H111ZM113 130H112V131H113ZM135 130H136V128H135ZM137 130H138V129H137ZM146 130H147V129H146ZM167 130H168V129H167ZM167 130H166V132H167ZM33 131H34V130H33ZM54 131H55V130H54ZM68 131H69V132H68ZM107 131H108V129H107ZM107 131H106V134H107ZM118 131H119V130H118ZM131 131H132V130H131ZM138 131H139V130H138ZM171 131H172V130H171ZM46 132H47V131H46ZM67 132H68V133H67ZM90 132H91V130H90ZM95 132H96V131H95ZM108 132H109V131H108ZM113 132H114V131H113ZM113 132H112V133H113ZM115 132H116V131H115ZM125 132H126V130H125ZM129 132H130V130H129ZM129 132H128V133H129ZM135 132H137V131H135ZM140 132H141V131H140ZM145 132H146V131H145ZM168 132H169V131H168ZM26 133H27V132H26ZM42 133H43V132H42ZM51 133H52V132L50 131L49 134H51ZM100 133H101V130H100ZM102 133L105 134V132H102ZM102 133H101V137H102ZM120 133H121V131H120L118 134H120ZM132 133H133V131H132ZM143 133H144V132H143ZM35 134H36V133H35ZM49 134H48V136H49L48 140L50 139V135H49ZM96 134H97V132H96ZM96 134H95V136H96ZM104 134H103V135H104ZM110 134H111V133H109V135H110ZM113 134H114V133H113ZM115 134H116V133H115ZM138 134H139V133H138ZM141 134H142V133H141ZM144 134H145V133H144ZM167 134H168V133H167ZM192 134H193V133H192ZM33 135H34V134H33ZM45 135H46V133H45ZM54 135H55V134H54ZM54 135H51V139H52V136L54 137ZM63 135H64V136H63ZM89 135H90V134H89ZM92 135H93V134H92ZM92 135H91V136H86V137H90V139L92 140V138H93ZM120 135H121V136H122V135L124 136L123 132H122ZM120 135H116V136H120ZM125 135H126V134H125ZM131 135H132V134H131ZM131 135H130V133H129L130 138L132 137ZM135 135L138 136L137 133H136ZM188 135H189V134H188ZM68 136H69V135H68ZM68 136H67V137H68ZM97 136H98V134H97ZM97 136H96L95 139H96L98 142H100V141L98 140ZM106 136H108V135H106ZM116 136L114 135V137H116ZM126 136L128 137V135H126ZM136 136H134V138H132L131 141L134 142V139L136 138ZM86 137H85V138H86ZM98 137H99V136H98ZM101 137H99V138H101ZM110 137H111V136H109V137H107V138H110ZM144 137H145V136H144ZM28 138H29V137H28ZM39 138H40V137H39ZM39 138H37V139H39ZM57 138H58V135H57ZM112 138H113V137H112ZM121 138H123V137H121ZM163 138H164V137H163ZM30 139H31V138H30ZM37 139H36L37 142H36L35 144H38V142L41 141V140L38 141ZM54 139H56V137H55ZM81 139H82V140H81ZM101 139H102V138H101ZM101 139H100V140H101ZM118 139H120V138H118ZM125 139H126V137H125ZM128 139H129V138H128ZM56 140H57V142H56ZM56 140H55V142H56V143H55V144H56L55 146H58V141H59V139H56ZM91 140L88 141L87 144H90V143H91ZM96 140H95V141L93 140V144H94V143L97 144ZM102 140H103V139H102ZM102 140H101V141H102ZM111 140H112V139H111ZM111 140H110V141H111ZM121 140H122V139H121ZM121 140H120V142H121ZM135 140H138V139H135ZM162 140H163V139H162ZM162 140H161V141H162ZM165 140H166V139H165ZM174 140H175V139H174ZM27 141H28V140H27ZM34 141H35V140H33V142H34ZM45 141H47V140H45ZM81 141H82V142H81ZM107 141L109 142L108 139H107ZM127 141H128V140H127ZM129 141H130V139H129ZM131 141H130V142H131ZM167 141H168V140L165 141V144H166ZM30 142H31V141H30ZM33 142H31V143H33ZM47 142H48V141H47ZM89 142H90V143H89ZM108 142H107V143H108ZM115 142H116V139H115ZM118 142H119V141H118ZM122 142H124V145L126 144V141H125V140L122 141ZM130 142H129V145H130ZM133 142H131V143H132V144H135L136 141H135L134 143H133ZM137 142H138V144H136V145H139V146H140L139 141H137ZM137 142H136V143H137ZM168 142H169V141H168ZM168 142H167V143H168ZM42 143H43V142H42ZM44 143H45V142H44ZM44 143L41 144V142H40L39 144L44 145ZM65 143H66V144H65ZM80 143H81V144H80ZM109 143H110V142H109ZM109 143H108L109 146H111V144H113L112 141H111V144H109ZM147 143H148V142H147ZM154 143H155V142H154ZM27 144H30V143H27ZM33 144H34V143H33ZM47 144H48V143H47ZM72 144H71L70 147L73 149V147H74L75 145L72 146ZM85 144H86V143H85ZM87 144H86V145H87ZM91 144H92V143H91ZM96 144H95V147H96ZM98 144H99V143H98ZM100 144H102V143H100ZM104 144H105V142H103V144H102L101 146H102V147H103V146L105 147L106 144H105V145H104ZM145 144H146V143H145ZM170 144H171V143H170ZM30 145H31V144H30ZM41 145H40V146H41ZM69 145H68V146H69ZM160 145H161V144H160ZM168 145H169V143H168ZM168 145H167L168 150H171V149H169ZM26 146H27V145H26ZM36 146H37V145H36ZM59 146H60V145H59ZM63 146H62V148H61L62 150L64 149ZM80 146H81V147H80ZM92 146H93V145H90V147H92ZM98 146H99V145H98ZM132 146H133V145H132ZM132 146H131V147H132ZM139 146H137V149H140V148H138ZM144 146H145V145H144ZM164 146H165V145H164ZM164 146H163V148H164ZM173 146H174V145H173ZM38 147H39V146H38ZM60 147H61V146H60ZM87 147H88V145H87ZM87 147L84 146L83 149L85 150ZM99 147H100V146H99ZM99 147H98V148H99ZM124 147H126V146H124ZM124 147H122V148H124ZM127 147H129L128 149H131L130 146L127 145ZM134 147H135V145H134ZM31 148H32V145H31ZM31 148H29V149L27 148V150H30ZM39 148H40V147H39ZM42 148H43V147H42ZM42 148H41V149H42ZM44 148H46V147H44ZM53 148H54V147H53ZM88 148H89V147H88ZM88 148H87V150H88ZM93 148H94V146L91 148V151L93 150ZM98 148H97V149H98ZM112 148H113V147H112ZM132 148H133V147H132ZM170 148H171V147H170ZM33 149H34V147L31 149V152L33 151ZM72 149H71V151H72ZM94 149H95V148H94ZM134 149H135V148H134ZM165 149H166V146H165V148L163 149V151H164ZM27 150H26V148H25V152H26ZM35 150L37 151V149H35ZM62 150H61V151H62ZM65 150H66V149H65ZM132 150H133V149H131V152H132ZM42 151H43V149H42ZM53 151H54V150H53ZM58 151H59V150H58ZM68 151H70L69 148H68ZM73 151L75 152V147H74ZM91 151H88V152H86V153L88 154V153L91 152ZM128 151H129V150H128ZM133 151H136V149L133 150ZM137 151H138V150H137ZM146 151H147V150H146ZM163 151H162V153H163ZM39 152H40V151H39ZM65 152H66V151H65ZM83 152H85V151H83ZM95 152H96V151H95ZM126 152H127V151H126ZM165 152H168V151L165 150ZM170 152H171V151H170ZM170 152H168L169 155H170ZM27 153H28V152H27ZM29 153H30V152H29ZM51 153H52V152H51ZM75 153H76V152H75ZM105 153H106V152H105ZM117 153H118V152H117ZM129 153H130V151H129ZM33 154H34V153H33ZM67 154H68V153H67ZM84 154H85V153H84ZM84 154H83V155H84ZM100 154H101V153H100ZM107 154H108V153H107ZM141 154H143V153H141ZM172 154H173V153H172ZM174 154H175V153H174ZM174 154H173V155H174ZM63 155H64V154H63ZM73 155H74V154H73ZM75 155H76V154H75ZM83 155H82V156H83ZM85 155H86V154H85ZM89 155H90V154H89ZM89 155H88V156H89ZM92 155H93V154H92ZM94 155H95V154H94ZM101 155H102V154H101ZM119 155H120V154H119ZM155 155H157V154H155ZM169 155H165V157L167 158V156H169ZM248 155H249V154H248ZM248 155H247V156H248ZM96 156H97V155H96ZM110 156L112 157V154H111ZM141 156H142V155H141ZM163 156H164V155H163ZM30 157H31V156H30ZM51 157H54V156H51ZM83 157H84V158H83ZM83 157L80 158V159H85V158H86L85 156H83ZM91 157H92V156H91ZM128 157H129V156H128ZM97 158H98V157H97ZM102 158H103V157H102ZM104 158H105V157H104ZM113 158H115V155H113V157H112V161H113ZM129 158H130V157H129ZM129 158H128V159H129ZM139 158H140V157H139ZM152 158H153V157H152ZM76 159L79 160V158H77V157H76ZM91 159H93V158H91ZM109 159H110V158H109ZM115 159H116V158H115ZM119 159H121V158H119ZM140 159H141V158H140ZM158 159H159V158H158ZM164 159H165V158H164ZM167 159H168V158H167ZM167 159H166V160H167ZM171 159H172V158H171ZM27 160H29V159H27ZM86 160L89 161L88 158H87ZM94 160H95V159H94ZM94 160H92V161H94ZM96 160H97V159H96ZM161 160H162V158H161ZM52 161H53V160H52ZM73 161H75V160H73ZM170 161H171V160H170ZM170 161H168L169 164H167V165H170V164H173V163L176 162V161L173 160V162L171 161L172 163H170ZM263 161H264V160H263ZM78 162H79V161H78ZM78 162H77V163H78ZM95 162H96V161H95ZM97 162H99V161H97ZM104 162H105V161H104ZM107 162H108V161H107ZM114 162H115V161L112 162V165H113V164L116 165V168H117V167L119 168V166H120V165L122 166V164H123V163L118 162L119 165H117V164H116L117 162H115V163H114ZM126 162H127V161H126ZM31 163H32V162H31ZM46 163H47V162H46ZM72 163H73V162H72ZM79 163H80V162H79ZM81 163H82V162H81ZM81 163H80V165H81ZM83 163H84V162H83ZM83 163H82V165H83ZM101 163H102V162H101ZM166 163H167V162H166ZM55 164H56V163H55ZM57 164H58V163H57ZM96 164H97V163H96ZM105 164H106V163H105ZM160 164H161V163H160ZM162 164H165V163H162ZM48 165H49V164H48ZM69 165H70V164H69ZM72 165L74 166L75 164L73 163ZM76 165H77V164H76ZM76 165L74 166V168L76 167ZM87 165H89V164L87 163ZM99 165H100V164H99ZM103 165H104V164H103ZM146 165H147V164H146ZM173 165H174V164H173ZM95 166H96V165H95ZM121 166H120V167H121ZM171 166H172V165H171ZM171 166H170V167H171ZM58 167L60 168V166H58ZM82 167H83V166H82ZM93 167H94V166H93ZM104 167H105V165H104ZM113 167H114V166H113ZM153 167H154V165H153ZM160 167H161V166H160ZM170 167H167V168H166V166H165L166 169H168V168H170ZM174 167H175V165H174ZM64 168H65V167H64ZM88 168H89V166H88ZM98 168H99V167H98ZM114 168H115V167H114ZM121 168H122V167H121ZM147 168H148V167H147ZM157 168H158V167H157ZM165 168H163V170H164ZM171 168H173V167H171ZM41 169H42V168H41ZM44 169H46V168L44 167ZM80 169H81V168H80ZM125 169L127 170V168H125ZM125 169H124L123 171H122L121 169H119V170H121V172H125V171H126ZM139 169H141V168H139ZM154 169H155V168H154ZM61 170H62V168H61ZM71 170H73L72 167H71ZM76 170H77V169H76ZM82 170H83V169H82ZM95 170H96V169H95ZM101 170H102V169H101ZM130 170H133V169L130 167ZM161 170H162V169H161ZM57 171H58V170H57ZM57 171H56V172H57ZM85 171H86V170H85ZM111 171H112V170H111ZM133 171H134V170H133ZM146 171H147V170H146ZM157 171H158V170H157ZM159 171H160V170H159ZM169 171H170V170H169ZM169 171H163V172H165V174H166V172H169ZM174 171H175V170H174ZM49 172H50V171H49ZM69 172H70V171H69ZM76 172H77V171H76ZM78 172H79V171H78ZM78 172H77V173H78ZM87 172H88V171H87ZM89 172H91V171H89ZM92 172H93V170H92ZM108 172H110V171H108ZM126 172H128V170H127ZM77 173H76V174H77ZM80 173H81V172H80ZM80 173H79V174H80ZM84 173H85V172H84ZM98 173H99V172H98ZM119 173H120V172H119ZM136 173H137V172H136ZM174 173H175V172H174ZM57 174H58V173H55V174H53V175H57ZM95 174H96V173H95ZM111 174H112V178H113V173H111ZM117 174H118V171H117ZM117 174H116V175H117ZM134 174H135V173H134ZM170 174H171V173H170ZM60 175H61V174H60ZM98 175H99V174H98ZM124 175H125V173H124ZM126 175H127V176H125V177L127 178L128 176H130V173H129V174L126 173ZM168 175H169V174H168ZM174 175H175V174H174ZM19 176H20V175H19ZM79 176H80V175H79ZM104 176H105V175H104ZM107 176H110V177H111V175H107ZM107 176H105V180H107ZM117 176H118V175H117ZM117 176H116V177H117ZM121 176H122V175H120V177H121ZM131 176H132V175H131ZM164 176H165V175H164ZM55 177H56V176H55ZM55 177L52 176V179H55ZM68 177H69V176H68ZM84 177H85V176H84ZM110 177L108 178V180L110 179ZM125 177H124V180H126ZM136 177H138V176H136ZM172 177H173V176H172ZM184 177H185V176H184ZM21 178H22V177H21ZM28 178H29V177H28ZM62 178H64V177H62ZM66 178H67V177H65V179H66ZM121 178H122V177H121ZM132 178H133V176H132ZM134 178H135V177H134ZM31 179H32V176H31V178H29V181H30ZM48 179H49V178H48ZM87 179H88V178H87ZM129 179H130V177H129ZM129 179L126 180V181L129 182ZM141 179H142V178H141ZM163 179H164V177H163ZM166 179H168V177H167ZM170 179H171V178H170ZM175 179H176V178H175ZM44 180H45V179H44ZM83 180H84V179H83ZM95 180H96V179H95ZM105 180H104V181H105ZM108 180H107V182H110L111 179H110L109 181H108ZM130 180H131V179H130ZM132 180H133V179H132ZM137 180H138V178H137ZM146 180H147V179H146ZM15 181H16V180H15ZM29 181H28V183H26V185L28 184V185L30 186ZM33 181H34V180H33ZM33 181H32V182H33ZM66 181H67V180H66ZM112 181H113V180H112ZM112 181H111V182H112ZM115 181H117V178L115 179ZM122 181H123V180H122ZM122 181H119V182L122 183ZM134 181H135V180H134ZM134 181H133V182H134ZM138 181H139V180H138ZM157 181H159V180H157ZM174 181H175V180H174ZM174 181H173V183H174ZM86 182H87V181H86ZM101 182H102V179H101ZM111 182H110V183H111ZM117 182H118V181H117ZM128 182H127V184H129L130 186H131V184L133 185L132 181H131V183H130V182L128 183ZM163 182H166V181L163 180ZM163 182L161 183V186L163 185ZM169 182H170V180H169ZM66 183H67V182H66ZM80 183H81V182H80ZM105 183H106V182H104L103 186L105 185ZM110 183H109V184H110ZM114 183H115V182H114ZM121 183H120V184H121ZM139 183H141V182H139ZM139 183H136V184H139ZM159 183H160V181H159ZM31 184H32V183H31ZM71 184H72V183H71ZM76 184H77V182H76ZM84 184H85V183H84ZM100 184H102V183H100ZM109 184L107 183V184L104 186L103 190L106 189V190H104V191H108V190L110 189L109 187H111V186H109ZM112 184H113V182H112L110 185H112ZM120 184H117V183H116V184H113L114 186L117 185V187H118V185H119V187H118V192H117L118 195L116 194V190H115V189H117V187L115 186V187H116V188H115L114 186H112L111 188L114 190V194H113L114 196L117 197V196H119V195L123 192V194H122L123 197H121L122 195L119 196V197L124 198V191H125V193H126V192L129 193L130 190H127V189H131V188L128 187L125 183H122V184L124 185L125 188L127 187L126 189H123V190H124V191H123V190H121L122 187H120ZM143 184H145V183H143ZM150 184H151V182H150ZM150 184L147 185V186H149V187L151 188V185H150ZM51 185H52V184H51ZM51 185H49V187H50ZM107 185H108L109 187H108ZM123 185H122V186H123ZM157 185H158V184H157ZM159 185H160V184H159ZM75 186H76V185H75ZM78 186H79V185H78ZM83 186H84V185H83ZM88 186H89V183H88ZM98 186H99V185H98ZM164 186H165V185H163V188H164ZM37 187H38V186H37ZM70 187H71V186H70ZM90 187H93V186H91V184H90ZM95 187H96V186H94V189H95ZM99 187H100V186H99ZM107 187H108L109 189H108ZM113 187H114V188H113ZM133 187H134V186H133ZM133 187H132V188H133ZM135 187H136V186H135ZM137 187H139V186H137ZM137 187H136V188H137ZM141 187H142V186H141ZM144 187H145V185H144ZM144 187H143V190H145ZM149 187H148V188H149ZM159 187H160V186H158V188H159ZM166 187H167V186H166ZM45 188H46V187H45ZM47 188H48V187H47ZM53 188H56V187H53ZM67 188H68V185H67ZM67 188H65V190H66ZM120 188H121V189H120ZM145 188H146V187H145ZM160 188H162V187H160ZM76 189H77V188H76ZM78 189H79V188H78ZM97 189H98V187H97ZM100 189H101V188H100ZM137 189H139V191L141 192V190H140L141 188H140V187L137 188ZM154 189H157L156 186H155ZM165 189H166V188H165ZM54 190H55V189H54ZM79 190H80V189H79ZM132 190H133V189H131V191H132ZM147 190H148V189H147ZM147 190H146V191H147ZM158 190H159V189H157V191H158ZM25 191H26V190H25ZM44 191H45V190H44ZM52 191H53V190H52ZM66 191H67V190H66ZM66 191H65V194H66ZM83 191H85V190H82V192H83ZM97 191H98V190H97ZM101 191H102V190H101ZM109 191H110V190H109ZM119 191H121V192L119 193ZM136 191H138V190H136ZM136 191H135V189L133 190V192H136ZM157 191H156V192H157ZM164 191H165V190H164ZM171 191H173V190H171ZM46 192H47V191H46ZM111 192H112V191H111ZM111 192H108V193L111 194ZM143 192H144V191H143ZM158 192H159V191H158ZM160 192H161V190H160ZM53 193H55V192L53 191ZM67 193H68V192H67ZM69 193H70V192H69ZM69 193H68V194H69ZM128 193H127V195H128ZM136 193H138V192H136ZM136 193H134L135 195H134V194H133V195L130 194L131 196H129V197H130V198H131V197L134 198L135 196H136V197H139ZM147 193H148V192H147ZM97 194H98V193H97ZM101 194H102V193H101ZM104 194H105V193H104ZM115 194H116V195H115ZM139 194H141V193H139ZM156 194H157V193H156ZM66 195H67V194H66ZM69 195H70V194H69ZM150 195L152 196L151 193H150ZM55 196H56V195H55ZM64 196H65V195H64ZM110 196H111V195H110ZM141 196H142V194H141ZM68 197H69V196H68ZM125 197H127V196L125 195ZM136 197H135V198H136ZM152 197L154 198V196H152ZM163 197H164V196H163ZM168 197H169V196H168ZM168 197H167L166 200L169 199ZM41 198H42V197H41ZM100 198H101V197H99V199H100ZM112 198H113V197H112ZM121 198H120V199H121ZM135 198H134V199H135ZM156 198H157V196H156ZM165 198H166V197H165ZM170 198H171V197H170ZM172 198H173V197H172ZM172 198H171V199H172ZM56 199H57V197H56ZM113 199H114V200H115V199H118V197H117V198H113ZM127 199H129V198L127 197V198L125 199V201H127ZM142 199H143V198H142ZM173 199H174V198H173ZM131 200H132V199H131ZM131 200H130V201H131ZM139 200H140V199H139ZM145 200H146V199H145ZM158 200H159V197H158ZM176 200H177V199H176ZM56 201H57V200H56ZM59 201H60V200H59ZM130 201H129V202H130ZM154 201H155V200H154ZM83 202H84V201H83ZM106 202H107V201H106ZM112 202H115V201L112 200ZM120 202H121V200H120ZM136 202H139V201H136ZM136 202H135V203H136ZM147 202H148V201H147ZM157 202H158V201H157ZM157 202H156V203H157ZM162 202H163V201H162ZM88 203H89V202H88ZM145 203H146V202H145ZM154 203H155V202H154ZM171 203H172V202H171ZM175 203H176V201H175ZM97 204H98V203H97ZM117 204H118V201H117ZM132 204H133V203H132ZM162 204H163V203H162ZM169 204H170V203H169ZM78 205H79V204H78ZM78 205H77V206H78ZM87 205H88V204H87ZM87 205H86V206H87ZM89 205H91V204H89ZM93 205H94V204H93ZM112 205H113V204H112ZM165 205H166V202H165ZM170 205H171V204H170ZM173 205H174V203H173ZM54 206H55V205H54ZM67 207H68V206H67ZM110 207H111V205H110ZM120 207H121V205H120ZM161 207H162V206H161ZM170 207H171V206H170ZM173 207H174V206H173ZM178 207H179V206H178ZM73 208H74V206H73ZM98 208H100V207H98ZM91 209H92V208H91ZM60 210H61V209H60ZM68 210H69V209H68ZM96 210H97V209H96ZM123 210H124V209H123ZM62 212H63V211H62ZM74 212H75V211H74ZM108 213H109V212H108ZM72 215H73V214H72ZM45 216H46V215H45ZM98 220H99V219H98ZM60 222H61V221H60ZM57 225H59V224H57ZM59 226H61V225H59ZM56 229H57V228H56ZM59 229H60V228H59ZM62 229H63V228H62ZM48 233H49V232H48ZM54 235H55V234H54ZM47 237H48V236H47ZM50 238H52V237H50ZM55 242H56V241H55ZM82 244H83V243H82ZM39 245H40V244H39ZM80 245H81V244H80ZM77 249H78V248H77ZM80 249H81V248H80ZM97 249H98V248H97ZM84 250H85V249H84ZM84 250H83V251H84ZM95 250H96V249H95ZM81 251H82V250H81ZM98 251H100V250H98ZM93 252H94V251H93ZM96 253H97V252H96ZM96 255H97V254H96Z\"/></svg>", "mask_w": 264, "mask_h": 264}]
</instances>
